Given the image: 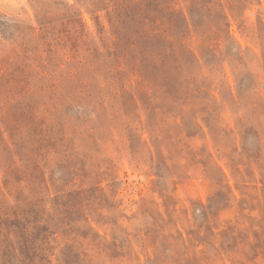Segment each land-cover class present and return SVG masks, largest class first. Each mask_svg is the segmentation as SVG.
Returning <instances> with one entry per match:
<instances>
[{"label":"rangeland","instance_id":"rangeland-1","mask_svg":"<svg viewBox=\"0 0 264 264\" xmlns=\"http://www.w3.org/2000/svg\"><path fill=\"white\" fill-rule=\"evenodd\" d=\"M0 264H264V0H0Z\"/></svg>","mask_w":264,"mask_h":264}]
</instances>
